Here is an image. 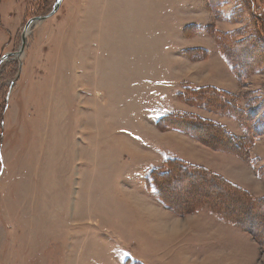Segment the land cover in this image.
Masks as SVG:
<instances>
[{"label": "rangeland", "instance_id": "374dc122", "mask_svg": "<svg viewBox=\"0 0 264 264\" xmlns=\"http://www.w3.org/2000/svg\"><path fill=\"white\" fill-rule=\"evenodd\" d=\"M56 2L0 0V264H264V0H62L27 26Z\"/></svg>", "mask_w": 264, "mask_h": 264}, {"label": "trees", "instance_id": "16d2710c", "mask_svg": "<svg viewBox=\"0 0 264 264\" xmlns=\"http://www.w3.org/2000/svg\"><path fill=\"white\" fill-rule=\"evenodd\" d=\"M263 21V20H262ZM213 109H215V110H218V108H213ZM170 118H169V116H165V118H162V120L160 121V122H164L166 125H168L167 123H169L170 124V121L169 122H167L168 120H169ZM176 120V124H177V121L178 122H182L183 124H186L187 125V127L186 128H181V127H177L176 126V124L173 126V127H177V129L179 128V129H183L184 130V132L185 133H187L188 135H191V136H196V138L199 136V135H194L193 134V132L195 133V132H197V131H199L200 132V130H202V131H204V132H206V131H208L209 129H211V128H206L205 126H208V123L206 122V121H204V120H198V119H194V118H191V116H188V115H183L182 117H177V118H174L173 120H171L172 122L173 121H175ZM213 128H212V130H213V133H212V135H215V136H220L221 134H219V132H221L220 130L221 129H219L216 125H213L212 126ZM250 128V127H249ZM223 132V131H222ZM251 135H253V134H251ZM223 136H224V138H225V140L228 142V145L226 146L227 147V149L228 150H230V151H234L235 153L237 152L236 151V149H237V146L235 145V141L234 140H236L234 137H233V140L230 138V135L228 134V136H227V134L225 133V132H223ZM211 137V136H210ZM253 137V136H252ZM204 139L203 137H200L199 136V140L200 139ZM219 138V137H218ZM218 138H216V139H218ZM254 138V137H253ZM219 140H220V138H219ZM253 140V139H252ZM218 141V140H217ZM244 141V140H243ZM219 142V141H218ZM231 143H233L234 144V147L232 146V144ZM206 145H208V143H206ZM219 148V147H218ZM230 148V149H229ZM220 149V148H219ZM224 149V148H223ZM236 154H239V153H236ZM177 164L180 166V168H181V170L182 171H184V173H186L188 176H191L192 177V171L193 170H191L192 168H196L195 167V165H194V167L192 166V165H189V164H186V163H182V162H177ZM195 172V174L197 175L196 177H200V178H202L205 182H210V181H218L219 182V180H218V178H216L215 176H213V175H210V174H204V173H202L201 171H199V170H195L194 171ZM198 175H201V176H198ZM160 176H161V174H160ZM162 176H165V174H162ZM156 178H158V175H156L155 176ZM206 179V180H205ZM203 181V182H204ZM160 182H162V181H159V183ZM163 188V191H166L167 189H165L164 190V187H162ZM162 188H161V186H159V189H160V192L162 193L163 191H162ZM196 189V188H195ZM169 190H167V194H169ZM240 193H242V195H241V198H240V200L238 201V200H236V199H233L232 197H231V205H239L241 202H243V203H245V204H247L246 205V207L248 206V204H251V203H253L252 201H251V199H250V197H249V194H248V192H246V191H244V190H242V191H240ZM161 195V197L163 198V196H162V194H160ZM240 195V194H239ZM239 195H236V197L237 196H239ZM244 195V196H243ZM237 199H238V197H237ZM165 199H163V201H164ZM165 202V204H167V202L166 201H164ZM189 204V203H188ZM186 205V204H185ZM196 205V204H195ZM199 206H203V208L205 207V208H210L212 211H216V212H219V214L222 216V217H224V218H226L227 220H233L232 218H234V217H240L241 218V216L239 215L240 213H242V212H240V213H235V211L233 210V209H229V207L228 206H224L221 202H219V201H217V199H216V197L215 196H211L210 198H207V199H205L203 202L201 201V202H199L197 205H196V208L197 207H199ZM215 212V213H216ZM235 220V219H234ZM233 220V221H234ZM235 222V221H234ZM237 222H242V220H238ZM243 223V222H242Z\"/></svg>", "mask_w": 264, "mask_h": 264}, {"label": "water", "instance_id": "95a60500", "mask_svg": "<svg viewBox=\"0 0 264 264\" xmlns=\"http://www.w3.org/2000/svg\"><path fill=\"white\" fill-rule=\"evenodd\" d=\"M61 4H62V0H57V2L55 3V6H54V8H53V10H52L49 14H47L46 16H43V17H37V18L31 20L30 22H28L27 26H28V27H31V26H33V25H35V24H38V23L44 22L45 20L51 18L52 16H54V15L57 13V11L59 10ZM22 42H23V46H24L25 36L22 38ZM22 49H23V48H22ZM22 49H21V50H22Z\"/></svg>", "mask_w": 264, "mask_h": 264}, {"label": "crops", "instance_id": "0c3cea01", "mask_svg": "<svg viewBox=\"0 0 264 264\" xmlns=\"http://www.w3.org/2000/svg\"><path fill=\"white\" fill-rule=\"evenodd\" d=\"M188 135V134H187ZM189 136V135H188ZM196 163V162H195ZM238 246H240V245H238L237 243H236V247H238Z\"/></svg>", "mask_w": 264, "mask_h": 264}, {"label": "bare ground", "instance_id": "6f19581e", "mask_svg": "<svg viewBox=\"0 0 264 264\" xmlns=\"http://www.w3.org/2000/svg\"><path fill=\"white\" fill-rule=\"evenodd\" d=\"M221 134V133H220Z\"/></svg>", "mask_w": 264, "mask_h": 264}]
</instances>
